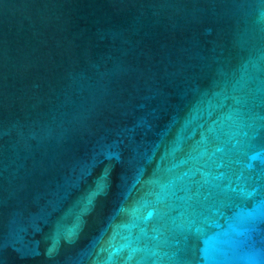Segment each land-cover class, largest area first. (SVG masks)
Here are the masks:
<instances>
[{
    "label": "water",
    "instance_id": "water-1",
    "mask_svg": "<svg viewBox=\"0 0 264 264\" xmlns=\"http://www.w3.org/2000/svg\"><path fill=\"white\" fill-rule=\"evenodd\" d=\"M0 264H264V0H0Z\"/></svg>",
    "mask_w": 264,
    "mask_h": 264
}]
</instances>
